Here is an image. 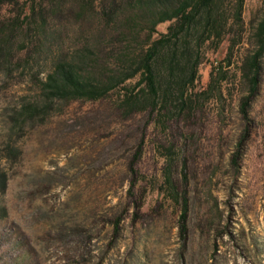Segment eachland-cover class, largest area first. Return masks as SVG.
<instances>
[{"label": "rangeland", "instance_id": "374dc122", "mask_svg": "<svg viewBox=\"0 0 264 264\" xmlns=\"http://www.w3.org/2000/svg\"><path fill=\"white\" fill-rule=\"evenodd\" d=\"M63 1L25 23L20 3L0 5L10 34L0 42V264H264V54L253 93L243 66L264 0H244L222 97L200 95L165 120L122 108L136 78L98 100L50 91L83 49L79 74L115 68L108 39L99 54L91 21L80 25ZM228 44L206 52L194 91Z\"/></svg>", "mask_w": 264, "mask_h": 264}, {"label": "trees", "instance_id": "16d2710c", "mask_svg": "<svg viewBox=\"0 0 264 264\" xmlns=\"http://www.w3.org/2000/svg\"><path fill=\"white\" fill-rule=\"evenodd\" d=\"M19 5L17 19L25 23L37 15H44L45 5L54 4L56 12L62 0H32L28 5L19 0H0ZM71 3L69 13H76L80 25L91 21L92 45L102 54V39H108L113 56L111 74L101 69L94 78L79 74L73 67L89 65L90 57L83 49L78 59L63 65L51 76L54 95L66 99L98 100L127 79L136 78L134 90L126 92L122 108L126 113L137 109L156 112V119H173L193 108L194 98L213 93L222 97V82L226 80L224 66L232 64L234 45L243 31L244 0H64ZM169 22L164 32L156 26ZM7 30V29H6ZM0 26V42L8 41L10 34ZM158 36L152 38L153 34ZM257 49L243 66L249 74L251 93L257 86L259 59L264 54V18L257 29ZM228 36L229 44L225 56L211 64L206 87L194 91L199 77L198 68L208 50H217ZM2 45L0 46L1 49ZM101 60V58H100ZM178 104L175 105L174 102ZM174 103V106L172 105ZM247 98L241 101L245 112ZM172 106V107H171ZM165 120V119H164ZM185 213V212H184ZM182 213L183 220L185 214ZM181 232L184 230L180 228Z\"/></svg>", "mask_w": 264, "mask_h": 264}]
</instances>
